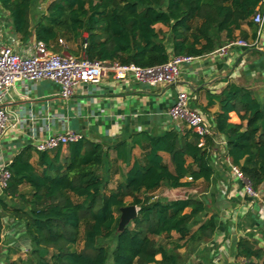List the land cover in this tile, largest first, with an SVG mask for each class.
I'll return each mask as SVG.
<instances>
[{
  "label": "trees",
  "instance_id": "obj_1",
  "mask_svg": "<svg viewBox=\"0 0 264 264\" xmlns=\"http://www.w3.org/2000/svg\"><path fill=\"white\" fill-rule=\"evenodd\" d=\"M260 1L52 0L36 18L35 0H0V7L23 39L34 35L60 50L62 38L76 46L67 49L75 55L152 66L172 55H205L236 38L237 31L248 38L245 26L256 36L253 15ZM159 23L168 30L158 28ZM208 98V107L219 105L214 123L227 140L229 156L264 191V100L235 82ZM110 139L84 137L51 151L28 144L17 152L0 198V253L4 217L12 215L31 240L27 252L33 264H107L110 251V264H186L187 256L179 251L184 247L200 253L197 264H214L206 255L210 249L200 250L220 225L218 215H208V200L152 194L163 185L191 188L203 180L208 186L215 174L208 150L212 138L201 147L191 129L172 127ZM116 175L120 177L112 187ZM128 198L139 212L120 232L121 207ZM234 255V264H264V245L249 232L236 241ZM5 264L28 263L8 252Z\"/></svg>",
  "mask_w": 264,
  "mask_h": 264
},
{
  "label": "crops",
  "instance_id": "obj_2",
  "mask_svg": "<svg viewBox=\"0 0 264 264\" xmlns=\"http://www.w3.org/2000/svg\"><path fill=\"white\" fill-rule=\"evenodd\" d=\"M245 30L248 38L255 37L250 27L245 26ZM13 33L18 41L14 46L23 52L28 51L36 39L34 35L23 39L20 34L14 31ZM237 37H243L239 31ZM260 44L261 47L257 49L235 47L226 56H204L190 64H184L180 81L176 84L143 89L141 84L132 78L122 82L112 75L104 76L96 85H84L62 104H59L62 98L58 95L60 85L51 80L29 83L30 86L33 85L30 92H27L23 82H17L10 90L7 106L11 121L16 125L14 134L19 137L0 145V166L3 161L13 158L22 148L33 144L30 135L43 137L49 133L69 129L81 132L89 139L104 141L107 137H110V140L120 139L140 129H146L151 133L170 129L175 124L168 118V107L174 101L178 89H187L191 94L192 106L210 116H214V112L219 110V105L208 107V94L220 93L229 82L247 86L255 94L258 92L264 96V26L260 34ZM39 87L40 93L37 92ZM143 93H146V96L142 95ZM89 96L94 98V101L90 102ZM63 108H66V112H63ZM76 117L80 120V129L69 127V119ZM57 119L60 124L55 128ZM219 137L225 138L222 134ZM224 148L223 145L218 146L215 143L210 147L213 154H223ZM136 149L134 154L138 155ZM111 155L114 156L115 153L112 151ZM36 160L37 155H34L33 161ZM215 165L214 177L205 188L204 196L199 197L208 200L210 206L208 215L216 214L220 220L213 237L203 243L206 246L210 245V252H206L207 257L211 258L219 253V248L214 247L220 245L234 255L236 241L249 232H254L260 244L264 245V219L259 217V205L251 203L242 195L241 186L237 187L235 184L236 187H233L225 167ZM201 182L204 181L199 180L191 188L198 192ZM229 185L234 194L230 200H226L225 190ZM225 202H228V206ZM224 211L229 214V218L220 216ZM8 218L13 217L12 215L4 217L5 248L11 253L16 248L28 247L25 231L23 232V228L21 230L22 223L16 224L15 220L8 221ZM193 253L200 257L199 261L202 260L199 252Z\"/></svg>",
  "mask_w": 264,
  "mask_h": 264
},
{
  "label": "built area",
  "instance_id": "obj_3",
  "mask_svg": "<svg viewBox=\"0 0 264 264\" xmlns=\"http://www.w3.org/2000/svg\"><path fill=\"white\" fill-rule=\"evenodd\" d=\"M0 22V145L18 138L15 135L16 125L12 123L7 106V98L11 88L17 82H23L27 92L40 80H51L60 85L59 97L70 99L76 91L86 84L96 85L104 76L112 75L119 81H128L132 78L140 84L151 87L176 84L180 81L182 67L190 64L204 56H226L235 47L257 49L261 47L260 34L264 26V0L260 1V7L253 15L254 22L258 25L256 36L252 38L236 37L224 45L218 47L202 56L194 55H172L171 58L160 64L152 66H140L135 63L123 64L118 61L90 59L85 53L75 55L69 52L53 51L43 40L35 39L28 51H20L14 46L18 43L12 31L11 19H1ZM4 32L6 38H4ZM61 45H66L64 39L60 38ZM168 115L172 117L174 126L179 130L191 129L199 137L198 145L205 147L206 139L212 138V144L223 145V154H213L208 146L212 164L225 167L230 176V183L237 187L241 186V193L251 203L259 205V217L264 219V192L256 189L251 181L246 178L239 165L235 164L228 154L227 140L221 138L214 123V116L192 106L191 94L187 89H178L174 101L168 107ZM141 130V129H140ZM138 130V131H140ZM223 135V134H222ZM33 147L38 151H51L59 146H66L70 142H76L85 136L81 132L66 130L64 132H53L43 137L30 135ZM12 159H7L0 166V198L5 194L9 186L12 172L9 168ZM216 166V165H215ZM192 179V177H189ZM236 187V186H235ZM234 187V188H235ZM233 190L230 185L225 190L226 198L231 199ZM18 224L15 218L8 221ZM21 230L25 231L24 224ZM20 225V226H21ZM4 240V233H3ZM6 253V255H5ZM8 249L3 247L0 253V264H5L4 259Z\"/></svg>",
  "mask_w": 264,
  "mask_h": 264
},
{
  "label": "rangeland",
  "instance_id": "obj_4",
  "mask_svg": "<svg viewBox=\"0 0 264 264\" xmlns=\"http://www.w3.org/2000/svg\"><path fill=\"white\" fill-rule=\"evenodd\" d=\"M52 0H35V9L33 10V17L36 18V15H38L40 12H43L47 9L49 3L51 2ZM0 18L1 19H7L8 18V13L0 7ZM158 28H162L163 30H168V27L165 26L164 24H157L156 25ZM238 32V31H237ZM236 32V33H237ZM224 36V35H223ZM65 40V39H64ZM66 42V40H65ZM61 49H56V50H53V51H61V50H67L68 47H71V48H76L75 45H72V44H69L68 42H66V45H61ZM47 80V79H46ZM142 88L143 89H146V88H151V86L147 85V84H141ZM37 92H41L40 90V87L38 88ZM141 95V94H140ZM142 95H145L146 96V93H143ZM256 96L260 99V100H264V96L258 92H256ZM89 101L92 102L94 101L91 96H89ZM62 101L59 102V104H62V103H66V99H61ZM75 106V105H74ZM63 112H66V108H63ZM170 122H173V119L171 116H168ZM232 120L234 121H237V117L235 115H232ZM69 127H72V128H76V129H80V126H79V122L80 120L76 117V118H70L69 119ZM60 124V121L57 119L56 120V124H55V128H57V126H59ZM136 153L139 154V149H136ZM165 160L167 162H170V159H169V156L166 155L165 156ZM124 168L127 169V167L124 165ZM120 177V175H116L115 176V180L112 182V184L110 186L114 187L116 185V180ZM207 187L206 183L205 182H201V185L198 189V192H196L195 190H193L192 188H178V189H173V188H170L168 186H161L158 190L154 191L152 194L155 196V197H160V198H169V199H173V198H180V197H187V196H191V197H194V198H199V197H203L204 195V191H205V188ZM226 200H230L229 198H226ZM128 201V204H131V198H128L127 199ZM127 204V205H128ZM216 205H218L216 203ZM225 205L228 206V202H225ZM231 205V204H230ZM231 207V206H230ZM221 217L223 218H229V214L224 211L222 213H220ZM227 214V215H226ZM24 232V231H23ZM175 236H178L176 233H174ZM164 240V238H163ZM111 243V246H113V242H110ZM228 243V242H226ZM84 245V242L81 241L78 245V248H82ZM201 246H206L205 244H202ZM200 246V249L202 248ZM4 249H5V246L3 245ZM210 249V245L209 246H206ZM113 248V247H112ZM213 247H211L212 249ZM215 249L219 248V253L215 254L216 252L214 251V254L215 256H212L211 259H213V263L214 264H234L235 263V256L232 254V252H230V250H227L225 251V247H222V245H220L219 247H214ZM28 247H24L23 249H14L12 250L11 253H9V256L10 258H13V259H23L25 261V263H28V264H33V259L29 256V253L27 252L28 251ZM180 253L182 255H186V264H197L200 259L199 256H197V253H193L191 251H189V248L188 247H184V248H181L179 249ZM228 253V254H227ZM6 255V253H5ZM225 255V256H224ZM228 255V256H226ZM158 259L161 258L160 255L157 256ZM6 261V257L4 259V262ZM112 262V254H111V251H110V254L108 256V260H107V264H110ZM153 264H159V263H153Z\"/></svg>",
  "mask_w": 264,
  "mask_h": 264
},
{
  "label": "water",
  "instance_id": "obj_5",
  "mask_svg": "<svg viewBox=\"0 0 264 264\" xmlns=\"http://www.w3.org/2000/svg\"><path fill=\"white\" fill-rule=\"evenodd\" d=\"M139 212V208L137 205L128 204L126 206L121 207V217L118 226V231H123L125 227L133 220ZM28 248L31 247V240L28 236L25 237Z\"/></svg>",
  "mask_w": 264,
  "mask_h": 264
}]
</instances>
